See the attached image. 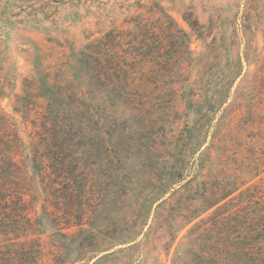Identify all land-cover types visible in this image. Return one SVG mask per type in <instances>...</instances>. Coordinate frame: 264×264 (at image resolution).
I'll return each instance as SVG.
<instances>
[{"label":"trees","instance_id":"obj_1","mask_svg":"<svg viewBox=\"0 0 264 264\" xmlns=\"http://www.w3.org/2000/svg\"><path fill=\"white\" fill-rule=\"evenodd\" d=\"M244 6L241 17L239 13L235 16L233 32L223 30L220 39H212L208 50L217 55L213 58L216 62L204 66L209 73H202L196 83L176 81L165 73L171 67V59L166 56L170 49L163 44L172 40L187 42L188 36L181 29L174 33L178 28L176 21L161 9L156 20L139 15L132 19V32L111 30L85 47L77 61L82 74L73 76L80 82L81 92L70 90L65 94L60 90L65 84L71 85L70 79L59 83L58 75L41 76L40 95L46 107L42 114L36 111L29 140L13 128L6 114L0 113V264H68L73 246L78 254L74 262L83 261L88 254L95 257L97 250L92 244L87 251L84 241L79 240L88 233L87 240L95 242L92 223H84L88 210L83 190L88 178L81 172L78 154L82 121L94 120L98 107L94 100L104 96L116 105L119 120H142L149 125L146 130L153 139L148 153L163 146L160 136L164 134L160 135L154 125L160 123L165 132L171 121L194 116V124L186 125L180 138L169 145L173 166L164 161L162 168L163 172L170 171L165 175L170 178L160 179L158 188L151 186L136 209L137 217L146 214L147 225L155 204L162 200L161 194L182 181L181 174L192 157L198 155L194 165L201 176L207 170L204 178L192 179L177 190L176 205L168 209L167 216L166 200L156 207L157 221L166 227L172 245L194 223L176 249L172 264H264V56L260 58L253 50L248 37L264 24V0H246ZM186 20L200 37L204 36L197 19ZM222 22L215 23L219 29L223 28ZM155 23L159 24L160 33H156ZM237 27L247 41L242 54L235 53ZM128 36L138 46L131 69L149 65L164 72L145 76L128 71L127 60L117 58L115 53L116 40ZM252 62L259 63L256 72L247 73L249 79L230 103L237 80L246 75L245 63L250 66ZM163 81L165 87L160 86ZM152 85L159 87L151 88ZM71 97L76 101L75 107L69 104ZM167 101L166 111H160L159 107ZM33 112L25 107L26 121H30ZM127 130L123 127L119 134L126 136ZM162 139L169 142L166 135ZM40 185L46 195L43 216L37 217L33 202ZM55 185L63 187V195L57 198H61V203L50 211L53 203L49 196ZM46 219L59 226L57 235L63 239L52 257L39 239ZM62 222L64 227H60ZM85 225L90 229H85ZM72 227L78 228L73 236L62 232Z\"/></svg>","mask_w":264,"mask_h":264},{"label":"rangeland","instance_id":"obj_2","mask_svg":"<svg viewBox=\"0 0 264 264\" xmlns=\"http://www.w3.org/2000/svg\"><path fill=\"white\" fill-rule=\"evenodd\" d=\"M245 1L0 0V113L6 114L14 124L13 128H16L25 140H29L36 111L42 114L46 107V101L40 95L41 87L38 81L41 76L58 75L59 78H56L59 83L70 79L71 85L65 84L59 87L60 90L65 94L71 93L70 90L81 92L80 82L73 76L82 74L77 61L85 47L111 30L118 33L132 32V19L143 15L156 20L161 9L176 21L178 28L173 32L181 29L188 36L187 42L172 40L163 44L170 49L166 56L171 59V67L165 73L176 81L187 83V80L190 84L196 83L201 80L202 73L207 71L204 66L216 62L213 58L217 55L214 56L208 50L212 39H220L223 30L233 32L235 16L239 13V18L241 17ZM186 17L200 22L204 36L200 37L193 30ZM219 20H223V28L220 29L215 24L217 21L219 23ZM239 23L241 22L238 21ZM154 25L156 33H160L159 24ZM256 29L253 34L249 33L248 37L253 50L263 58L264 24ZM237 30L239 38L235 53L242 54L247 41L241 28L237 27ZM136 47L137 43L130 36L124 40L118 38L115 42L116 56L127 60L128 71L143 73L145 76L158 71L164 72L159 67L149 65L132 70L131 61L136 55ZM245 66L246 75L237 80L230 103L233 102L239 87L249 79L247 73L254 74L259 63L252 62L250 66L245 63ZM164 83L165 81L160 86L165 87ZM148 85L149 82L144 87L147 88ZM154 87L159 85L151 86ZM85 90L87 91H83ZM261 101V108L264 109V97ZM94 103L98 105L96 117L90 122L85 119L82 121L83 134L78 159L81 161L83 176L88 178L83 190L84 204L88 210L84 223L88 220L92 223L95 242L87 240L88 233H83L79 240L84 241L85 250L88 251V246L92 244L97 253L95 257L94 254H88L83 261L74 262L78 254L75 246L70 247L71 261L68 264H172L176 249L194 223L184 229L172 245L166 235V227L160 226L157 221L159 215L157 216L156 207L166 200L167 212L164 213L167 216L168 209L176 205V197H179V194L175 196L177 190L192 179L199 181L204 178L207 170L201 176L194 165L198 155L192 157L187 170L181 174L182 181L176 182L173 188L161 194L162 200L155 204L147 225L144 222L146 214L137 217L136 209L137 204L142 203L149 194L147 190L151 186L158 188L160 179L170 178L165 176L170 171L163 172L162 168L164 161L169 167L173 166L174 160L169 156V145L180 138L186 125L194 124V116L191 114L189 119L185 117L171 121L167 124L165 132H162L160 123L154 125L160 135L164 134L160 136L163 146H158L157 150H149L148 153L147 147L152 144L153 135L148 134L146 129L150 127L147 123L142 120H119L120 112L118 113L116 105L109 102L105 96L97 97ZM69 104L75 107L76 101L73 97L70 98ZM168 105L167 101L159 107L160 111L165 112ZM26 106L34 111L30 121H26L23 114ZM17 109L22 112H16ZM123 127L128 129L129 134L122 137L119 130ZM165 135L169 142L162 139ZM263 176L264 174L262 178ZM168 183L167 187H170ZM42 188L43 186L38 190L33 202V214L37 217H42L44 211L46 193ZM62 189L59 185L54 186L52 196H49L53 203L49 206L50 211H54V207L61 203V198H57L63 195ZM210 214L211 211L202 218L205 219ZM60 225L64 227L65 223ZM58 227L46 219L44 234L39 236L44 250L50 256L56 251L55 247L59 242L63 241L57 235ZM84 227L90 229L89 225ZM62 232L73 236L78 232V228H65ZM91 257L94 259L91 260Z\"/></svg>","mask_w":264,"mask_h":264}]
</instances>
